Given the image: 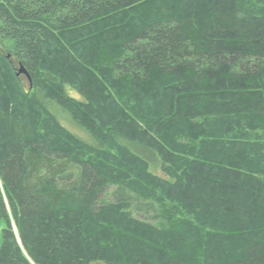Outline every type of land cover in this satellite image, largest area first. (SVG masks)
I'll list each match as a JSON object with an SVG mask.
<instances>
[{
  "label": "trees",
  "instance_id": "obj_1",
  "mask_svg": "<svg viewBox=\"0 0 264 264\" xmlns=\"http://www.w3.org/2000/svg\"><path fill=\"white\" fill-rule=\"evenodd\" d=\"M240 1L0 0V264H264V0Z\"/></svg>",
  "mask_w": 264,
  "mask_h": 264
},
{
  "label": "rangeland",
  "instance_id": "obj_2",
  "mask_svg": "<svg viewBox=\"0 0 264 264\" xmlns=\"http://www.w3.org/2000/svg\"><path fill=\"white\" fill-rule=\"evenodd\" d=\"M243 1H246V0H243ZM240 3H242V0L240 1ZM243 5V4H242ZM27 82V81H26ZM66 90H67V92L71 95V96H74V97H76V98H80L81 99V97H79V94L76 92V90H72V89H70L69 87H66ZM70 129L71 130H73V131H76V132H78V134H80V135H82V136H84V133L83 132H81L80 130H76L75 128H73V127H71L70 126ZM85 137V136H84ZM0 186H1V184H0ZM1 188V187H0ZM10 218H11V224H12V227H13V230L15 231V233L17 234V230H16V227H15V224H14V221H13V219H12V217H11V215H10ZM5 228V223L3 222V221H0V247H1V244H2V231H3V229Z\"/></svg>",
  "mask_w": 264,
  "mask_h": 264
},
{
  "label": "water",
  "instance_id": "obj_3",
  "mask_svg": "<svg viewBox=\"0 0 264 264\" xmlns=\"http://www.w3.org/2000/svg\"><path fill=\"white\" fill-rule=\"evenodd\" d=\"M21 73V74H24L28 79H29V76L27 74V72L23 69V67H20L19 70H18V74Z\"/></svg>",
  "mask_w": 264,
  "mask_h": 264
}]
</instances>
